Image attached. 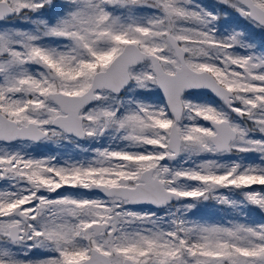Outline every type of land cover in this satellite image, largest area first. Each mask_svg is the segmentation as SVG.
<instances>
[{"label": "snow or ice", "instance_id": "6c2138e0", "mask_svg": "<svg viewBox=\"0 0 264 264\" xmlns=\"http://www.w3.org/2000/svg\"><path fill=\"white\" fill-rule=\"evenodd\" d=\"M218 2L0 0V264H264V45L220 28L264 0Z\"/></svg>", "mask_w": 264, "mask_h": 264}, {"label": "rangeland", "instance_id": "374dc122", "mask_svg": "<svg viewBox=\"0 0 264 264\" xmlns=\"http://www.w3.org/2000/svg\"><path fill=\"white\" fill-rule=\"evenodd\" d=\"M56 3L62 2V0H55ZM200 4L205 6L210 11L220 12L224 9L223 5H220L216 0H198ZM231 13V10L228 9ZM55 10H46L45 16L53 15ZM20 27H27L25 24H19ZM221 33L227 34L233 28H243L249 35L250 38L258 46L264 45V32H261L259 29H255L253 26L249 25L242 18L238 17L235 13H231L226 19L222 17L220 21ZM200 99V97H197ZM206 99V97L204 98ZM81 146L84 148L93 147L84 141L80 142ZM98 146V145H96ZM32 154L36 156H56L58 160H64L67 158L73 159H82L85 156L90 155L88 153L82 152L80 149L76 148L71 144L64 145H52V144H42L38 146H33ZM259 187V186H254ZM61 191H64L63 189ZM68 191H74L68 189ZM247 221L250 224H262L264 223V213L260 212L258 209H247L246 210ZM191 217L196 220H202L209 223H224L229 219H241L232 213L229 209L222 207L215 203L214 201H208L206 203H201L198 205L191 214Z\"/></svg>", "mask_w": 264, "mask_h": 264}, {"label": "water", "instance_id": "95a60500", "mask_svg": "<svg viewBox=\"0 0 264 264\" xmlns=\"http://www.w3.org/2000/svg\"><path fill=\"white\" fill-rule=\"evenodd\" d=\"M217 2H218V0H217Z\"/></svg>", "mask_w": 264, "mask_h": 264}, {"label": "flooded vegetation", "instance_id": "af4514ba", "mask_svg": "<svg viewBox=\"0 0 264 264\" xmlns=\"http://www.w3.org/2000/svg\"><path fill=\"white\" fill-rule=\"evenodd\" d=\"M217 1V0H216Z\"/></svg>", "mask_w": 264, "mask_h": 264}]
</instances>
